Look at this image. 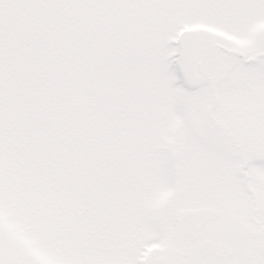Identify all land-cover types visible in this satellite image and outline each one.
I'll return each instance as SVG.
<instances>
[{
  "label": "snow or ice",
  "instance_id": "snow-or-ice-1",
  "mask_svg": "<svg viewBox=\"0 0 264 264\" xmlns=\"http://www.w3.org/2000/svg\"><path fill=\"white\" fill-rule=\"evenodd\" d=\"M0 264H264V0H0Z\"/></svg>",
  "mask_w": 264,
  "mask_h": 264
}]
</instances>
